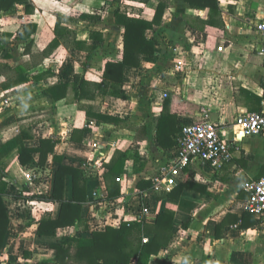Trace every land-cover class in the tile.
Segmentation results:
<instances>
[{
    "label": "crops",
    "instance_id": "obj_1",
    "mask_svg": "<svg viewBox=\"0 0 264 264\" xmlns=\"http://www.w3.org/2000/svg\"><path fill=\"white\" fill-rule=\"evenodd\" d=\"M159 1L27 0L0 10V196L8 218L0 264H54L52 246L65 235L89 237L127 220L152 224L166 207L163 193L181 182L187 187L175 204L176 231L148 264H264V214L245 209L249 193L242 188L264 174V136H244L234 125L239 114L264 108V58L255 27L264 20V0H218L216 11L162 0L160 23L145 33L155 42L153 54L143 55L139 67L123 68V97L100 93L95 85L103 81L105 64L122 58L115 8L126 5L131 15L151 21ZM57 22L68 37L48 52ZM27 23L36 25L35 33L19 39ZM75 76L87 82L82 97L71 87L65 97L51 96V86L71 84ZM167 97L176 126L201 119L204 110L232 141V157L221 168L193 160L175 174L164 172L174 145L161 146L156 132ZM122 152L128 158L115 177L120 196L108 199L105 175ZM60 165L79 170L87 228L76 224L38 235L40 219L59 214L60 203L47 198ZM140 181L150 188L139 189ZM62 194L73 199L70 171Z\"/></svg>",
    "mask_w": 264,
    "mask_h": 264
},
{
    "label": "trees",
    "instance_id": "obj_2",
    "mask_svg": "<svg viewBox=\"0 0 264 264\" xmlns=\"http://www.w3.org/2000/svg\"><path fill=\"white\" fill-rule=\"evenodd\" d=\"M27 0H0V10L12 9L16 2ZM188 5L197 7H208L211 11H216L218 0H185ZM27 6V5H26ZM166 4L159 1L154 17L151 21L143 20L137 16L131 15L126 5L120 4L114 10V20L117 24L123 26V50L120 61H108L105 64L103 81L95 85L99 92L111 94L117 97H123L122 92V71L125 66L139 67L143 55H151L154 52L155 42L153 38H147L145 33L153 25L159 24ZM36 25L27 23L23 29L18 32L19 39L26 40L35 33ZM55 37L48 45V52H51L59 44V39L68 37V31H61L58 22L55 25ZM95 32L90 33V38H96ZM66 43V40H64ZM30 43V42H29ZM67 44V43H66ZM78 47L84 46L80 42L75 43ZM90 48H94L90 46ZM21 80V79H17ZM87 86V82L79 76L71 84L59 82L49 88V92L54 99L65 97L66 91L71 87L76 98L82 97V93ZM61 92V93H60ZM176 113L170 108V98L163 102V112L157 123L156 140L161 146H172L175 144V135L178 132L176 126ZM175 133L170 140V135ZM20 138L14 139L11 144L16 143ZM169 139L168 143H166ZM44 142V141H43ZM52 149V147L50 148ZM22 148H19L21 162ZM46 153L41 156V163L44 162ZM128 155L126 152L120 153L114 162L109 166L105 175L108 199H114L120 196L119 184L115 181L124 168V163ZM72 172L73 177V199L68 201L63 199L64 177L67 172ZM139 189L150 188V182H139ZM187 187L186 182L177 184L171 191L164 192L162 198L166 199L167 204L161 214L156 216L152 224L142 220L122 221L118 225H107L100 230H93L89 237H80L75 235H65L58 244L52 248L55 255L51 259L54 264H148L151 256L156 255L162 248H165L170 242L176 228L173 224L175 213V204L177 203L182 190ZM79 170L71 169L60 165L55 171L53 180V189L47 199L58 201L60 203L59 214L57 218L52 219L50 216L40 219L37 228L38 235L54 236L59 227L73 225H82L87 228L80 216L84 197L79 196L80 190H83ZM4 185L0 189L3 193ZM161 196H159L160 198ZM8 218L6 209L0 196V251L1 244L7 229ZM146 233L153 234L151 240L144 241L143 235ZM1 255V252H0ZM48 260L35 261L30 264H48Z\"/></svg>",
    "mask_w": 264,
    "mask_h": 264
},
{
    "label": "built area",
    "instance_id": "obj_3",
    "mask_svg": "<svg viewBox=\"0 0 264 264\" xmlns=\"http://www.w3.org/2000/svg\"><path fill=\"white\" fill-rule=\"evenodd\" d=\"M255 27L261 38L260 54L264 58V20L258 21ZM217 49L221 50L222 46ZM202 113L199 120H182L179 123L169 167L163 169L165 173L175 174L193 160H199L205 166L217 170L231 159L232 141L221 134L218 124L208 118L204 110ZM234 125L240 128L244 136H264V108L239 114ZM242 188L249 193L245 209L256 215L264 214V174L256 181L245 182ZM143 240L146 241L145 238Z\"/></svg>",
    "mask_w": 264,
    "mask_h": 264
},
{
    "label": "water",
    "instance_id": "obj_4",
    "mask_svg": "<svg viewBox=\"0 0 264 264\" xmlns=\"http://www.w3.org/2000/svg\"><path fill=\"white\" fill-rule=\"evenodd\" d=\"M258 48H259V46H258Z\"/></svg>",
    "mask_w": 264,
    "mask_h": 264
}]
</instances>
